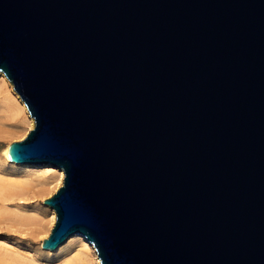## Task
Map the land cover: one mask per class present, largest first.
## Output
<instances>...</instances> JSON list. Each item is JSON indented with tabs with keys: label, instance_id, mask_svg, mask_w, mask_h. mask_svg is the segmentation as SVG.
<instances>
[{
	"label": "water",
	"instance_id": "1",
	"mask_svg": "<svg viewBox=\"0 0 264 264\" xmlns=\"http://www.w3.org/2000/svg\"><path fill=\"white\" fill-rule=\"evenodd\" d=\"M0 70L52 162L43 247L101 264H264V0H0Z\"/></svg>",
	"mask_w": 264,
	"mask_h": 264
},
{
	"label": "bare ground",
	"instance_id": "2",
	"mask_svg": "<svg viewBox=\"0 0 264 264\" xmlns=\"http://www.w3.org/2000/svg\"><path fill=\"white\" fill-rule=\"evenodd\" d=\"M18 115L22 117L21 124L17 123ZM10 119L12 121L8 122ZM32 123L33 117L24 100L14 89L6 74L0 70V136L20 129L23 131V137L32 127ZM7 147L8 144L3 150V160H0V167L4 171L2 175L0 174V191L4 193L0 199L2 205H5L0 207V218L2 217L1 219L7 220L11 224H17L18 227H31L37 232L36 234L39 232L42 237H45L55 220V210L43 198L50 195L61 184L63 169L52 162L10 159ZM32 193H39L43 196L40 195L41 202L36 208L31 209L24 205H14L12 208H8L6 199L16 195L20 201L31 197ZM10 246L12 244L7 240H0V249L13 251ZM45 249L57 253L60 257V264H101L92 242L81 232H72L56 247ZM32 259L26 260L18 255L0 253V264H39Z\"/></svg>",
	"mask_w": 264,
	"mask_h": 264
},
{
	"label": "rangeland",
	"instance_id": "3",
	"mask_svg": "<svg viewBox=\"0 0 264 264\" xmlns=\"http://www.w3.org/2000/svg\"><path fill=\"white\" fill-rule=\"evenodd\" d=\"M22 117L20 115L17 116V123H22ZM12 119H10L8 122H11ZM17 133H14L16 132ZM13 131L11 133L2 134L0 136V160H3V150L5 146L12 140L20 139L22 138L23 131L19 129ZM10 134V135H8ZM4 173L3 168L0 167V174L2 175ZM4 193L0 191V196ZM38 194V195H37ZM32 193L31 197H27L26 199H22L18 201L19 199L14 195L10 199H6L8 208H12L14 205L18 206H27L28 208L34 209L39 205V202H41V198L43 197L42 194H40L42 197H40L39 193ZM35 198H34V197ZM30 198V199H29ZM33 198V199H32ZM15 201V202H14ZM17 203V204H16ZM5 205H2L1 199H0V207H3ZM2 218V217H1ZM0 218V240L5 239L9 243L12 244L10 246L13 251L10 250H3L0 249V253H10L13 255H18L26 260H29V258H33L32 260L39 264H60V257H58L57 253L49 252L45 248L41 246V240L42 235L38 232L32 230L31 227H18L17 224H11L10 222H7V220H3ZM17 226V227H16ZM23 230V231H22ZM31 230V231H30ZM34 231V232H33ZM38 235V236H37ZM54 254V255H53Z\"/></svg>",
	"mask_w": 264,
	"mask_h": 264
}]
</instances>
